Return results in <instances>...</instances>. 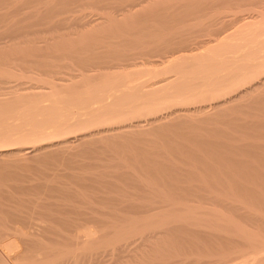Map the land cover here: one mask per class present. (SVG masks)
<instances>
[{
	"label": "bare ground",
	"instance_id": "1",
	"mask_svg": "<svg viewBox=\"0 0 264 264\" xmlns=\"http://www.w3.org/2000/svg\"><path fill=\"white\" fill-rule=\"evenodd\" d=\"M15 1L17 0H0V4L8 3V7H11L10 4ZM79 1L82 2V0ZM107 1L94 0L95 7L103 8L102 10L110 8ZM116 1L118 0H115V5L113 4L115 7L118 5ZM147 1L150 2V0H126L125 3L122 0L121 6H117L120 8L116 7V11L131 12ZM235 1L236 4L226 2V6L224 2H221V6L220 4L218 6L225 5L222 9L231 7L234 10L240 9V2L238 1L237 4V0ZM17 2L20 4L15 3L17 7H14L20 12L23 3L24 5L29 3L34 5L33 2H35L37 6L39 3H43L44 10L28 13H34L33 16H27L25 13L23 15L29 17L30 21L33 20L34 27L41 21L44 24L48 22V30L58 32L62 25L67 27L65 23L69 19L65 16L62 17V13L69 12L70 8L74 7V5L71 7L72 3H75L76 0H20ZM85 2L88 5L90 1L85 0ZM84 3L83 5H85ZM41 4H39L40 7H42ZM222 4L224 5L222 6ZM7 5L5 6L7 7ZM89 5L94 6L92 1ZM236 11V13L239 12ZM240 11L242 10L240 9ZM68 12L66 13L68 14ZM214 12L208 15L211 19L208 23L203 22L198 28L193 26L194 23L193 27L188 23V27H186L188 31H185L184 28L183 34L179 36H163L160 32L161 36H158L154 32L155 36L152 31V35L145 32L147 36L143 34L142 38L132 40L120 33L122 37L118 40L116 38L115 44L116 46L118 43L124 44V48L119 47L120 49L117 50L105 49L103 51L105 46L116 49L112 44L103 45L101 51L99 47L96 49L95 45H93V47L95 46L93 50L89 44L91 47L89 49L90 47L85 46L86 43H89L87 40L86 43L83 41L85 43L83 49L82 47L77 49L69 47V50L66 49L67 51L55 49L56 52H46L47 54H45V52H41L42 50L38 51L34 48L35 51H19L18 54L15 53L17 54L15 57H10L7 54L8 51L5 53L4 50L1 51L2 45H0V264H85L87 260L93 263L99 260L98 255L102 246L117 252L131 248L134 252L139 250L144 252L148 249V247L143 249L146 246L143 244L144 242L147 243V240L150 242V239H155V245L156 239L161 240L163 237L165 240L159 241V243L163 245L165 241V243L171 242L172 244L169 243V247L155 245V248L158 247L159 253L162 251V258L164 252H169L171 255L181 248L183 249L180 250L181 252L185 248L192 250L204 246L202 247L204 249L206 245H202L204 243L202 240H215L225 242L226 250L230 251L229 253L224 251L225 253L223 252L221 255L219 254L221 250L217 251L218 256L220 255L219 258L216 257L220 259L219 262L228 258L225 262L230 261L226 264H262L261 261H264V212L260 207L264 209V191L259 189V192L255 189L259 186L264 190V167H261L264 165V144L250 141L249 145L242 143L244 140L241 139H244L242 137L245 134L240 139V134L238 135L236 130L241 144L236 139L237 137H234L236 135L234 133H232V137H234L232 140L238 141L241 146L245 144L243 149L255 155L253 159L256 161L253 164L259 160L258 164L261 163V165L248 163L252 160L243 161L245 159L241 156L247 152L239 151V146H237L239 154L235 153V156L243 152L239 156L242 160L234 155L227 156L231 150L233 154L234 151L237 152L233 148L236 146L234 144L238 143L236 142L233 144L234 147H230L232 144L228 145L227 140L230 141L232 137L229 133L228 138V134L225 135V130L232 128L234 132V129H249L248 131L252 132L250 134L255 133L253 130L260 133L258 135L260 140L264 137L263 113L261 115V112H264V97L261 96L264 92V19L246 23L231 30L229 28L231 22L225 18L228 11L220 8ZM17 14L19 15V13ZM17 14L16 16H18ZM59 14L62 16H56ZM0 15V23H2L0 26L3 27L0 28V44L7 45L6 39L11 42L16 40L14 42L18 44L31 42L36 44L28 33L33 31L39 33L42 32L41 29L37 32L38 29L34 28L35 30H33V26H31V30L27 31L31 22H29L30 25L24 22L29 26L27 28L23 26L24 24L19 26L18 23H11L8 19L9 22H6L4 17L7 18L9 15ZM31 17L35 19H31ZM55 17L59 18L55 19ZM102 17L99 18L102 19ZM105 18L103 17V19ZM79 19H82L81 16ZM174 19L176 17L171 18L170 22ZM19 20L24 21V19ZM106 20L114 24L117 22L116 15L113 13L107 16ZM5 22L8 25L6 24L4 27L3 23L5 24ZM86 23V21L83 22L85 25ZM90 23L92 25L94 21ZM121 23L123 24V20ZM161 24L163 25V23ZM125 25L124 23L122 26ZM189 27L197 29L189 30ZM203 35H209L208 39H199ZM60 36L62 35H55L51 39L54 40L55 37L59 38ZM118 36L119 34L116 37ZM20 38L24 39L21 42L17 41ZM47 39L48 37L45 40L47 41ZM86 47L87 49H85ZM13 50L17 49L14 47ZM33 55L38 57L37 60L32 57ZM45 56L46 58L47 56L52 57L55 61L48 62L52 58L47 60ZM40 57L44 60H38ZM75 57L82 58L79 59L81 63H77L78 66L72 62L74 68L70 65L71 63L65 65L58 62L67 58L78 61ZM12 59L14 62L23 63V66L21 65L23 68L29 67V69L33 68L32 70L36 68L37 71H32L33 75L29 73L30 76L27 73L28 81L18 82L19 79L13 78H19L23 74L14 73V67L7 68V65L3 64ZM61 67H67L70 70H62ZM238 109H244L249 113L250 109H254V111L256 109L255 113L258 112L261 117L257 113L252 116L246 114L247 117L240 119L231 117V114ZM210 122L216 123L218 126H210ZM220 124L221 126H219ZM225 125L229 128H223ZM212 131L218 133L217 135L214 132V135H217L216 138L225 135L228 138L227 143L209 136L210 132L213 133ZM243 132L240 130V133ZM256 134H254L255 138H257ZM244 142H248V138ZM99 144L101 146L102 144L103 146L108 145L107 148L111 147L114 150V153H112L113 150L111 153L120 154L124 163L138 165L135 166L134 171L124 170L119 174L114 172L112 178L111 175H106L111 179L99 175L93 177L91 174H80V172H65V176L58 172L59 180L62 176L61 180L67 178L71 182L58 180L49 183L44 180V174L49 165L56 166L55 169L59 170L66 163L72 169H88L90 163L80 162L82 160L79 161L78 157L88 158L96 153L94 159L97 158ZM100 147L99 150H103ZM177 152H181L180 155L188 153L190 156L204 161L207 160L204 158L205 155L209 156V160L212 156L219 162L224 161L226 166H220L221 163L216 164L217 161L212 160L217 166L211 162L203 167L198 166V170H195L190 168L192 167L190 164L193 162L191 158H189L191 162L188 161V157L186 158L190 164L185 162L184 166L170 158L172 154L176 156ZM245 155L247 156V154ZM173 156L171 157L174 158ZM98 158L102 159V157ZM118 158L119 155L115 157L116 160ZM90 160L92 161V157ZM113 163L106 166L103 164L105 171L101 172V175L106 172L107 168L113 169L117 165V169L120 166V170L124 169H122L120 161L116 166ZM187 164L190 167H185ZM94 166H92L93 169L98 168V166ZM99 168L101 167L99 166ZM51 169L53 167H49L47 173L50 175L48 177L52 178L51 175H53L54 178V172L50 173ZM209 169L213 173H219V179H215L218 175L213 176L216 174L212 175L215 177L214 179L213 177L205 178L206 172L203 176L200 175ZM29 172L31 174H28ZM33 172L34 174L35 172L44 173V177L36 174L38 177L42 176V178L39 177V183L38 181L30 183L32 181L29 176H33ZM234 172L239 173L238 177L233 174ZM98 174L100 173L98 172ZM240 174L244 178L247 176L246 179L249 177L252 183L256 184L257 187L254 189L251 187L254 190L253 193L249 194L252 191L249 186L250 191L247 188H245L246 192L243 190L242 193L241 190L234 191V193L240 192V196L245 195L244 193L248 191L249 193L245 195L246 197L249 195L247 198L240 199L241 197H239L237 199L239 196L237 192L235 193L236 197H232V199L223 194L227 191L217 194L216 191H220L221 187H230V185L233 187L234 185V189L237 186L244 188V183L246 184L249 179H245L246 181L244 180L245 182L242 183L243 179H241L242 176L239 178ZM114 175L116 178L118 175V180L113 179ZM40 179L44 182L42 183ZM205 179H213L214 183L211 181L210 185L208 181L206 185H202L205 183ZM71 183L72 186H76V191L71 189L73 188ZM94 186L97 190L100 188L101 191L90 193ZM77 187L84 191L80 192ZM88 188H91L89 193L85 190ZM118 189L123 191L120 192ZM233 190H231L232 193L229 191L231 195ZM200 191L202 192L200 193ZM221 193L225 198L219 197L222 195ZM118 202H124V205L126 202L127 210H120L121 212L113 210L114 205ZM214 202L219 203L221 208L213 207ZM209 203L212 204L209 205ZM249 203L258 205L257 208L260 206L261 210H257L252 206L253 204ZM207 204L209 206H206ZM179 221L187 223L181 224ZM162 227L165 228L161 229ZM148 230L153 231L147 234ZM140 232L141 234L145 233L141 237L142 241L145 240L142 244L134 245L135 242H132V239ZM186 233H189V237L183 235ZM170 236L175 238L174 242L181 240H178L177 237L182 236V240L175 245L172 238L168 241L167 237ZM129 238L131 242H129ZM156 243L158 242L156 241ZM151 244L153 245L152 241ZM219 245H217L219 249L224 246ZM151 246H149L150 249H153L154 247ZM207 250L206 253L210 252L209 248ZM214 250L216 251V249ZM223 250H225L224 247ZM186 252L189 253L187 250ZM198 252L201 251L197 250ZM161 257L159 261H162ZM188 259L191 262V259ZM145 261L142 260V262ZM148 261L145 264L149 263ZM198 261L202 263V259L197 260V264H199ZM212 263L207 261L203 264Z\"/></svg>",
	"mask_w": 264,
	"mask_h": 264
},
{
	"label": "rangeland",
	"instance_id": "2",
	"mask_svg": "<svg viewBox=\"0 0 264 264\" xmlns=\"http://www.w3.org/2000/svg\"><path fill=\"white\" fill-rule=\"evenodd\" d=\"M17 1H20V0H17ZM17 1H15L13 4H10L11 5V7H8L9 6V4L8 3H4L5 5H7V7L3 4V3H1L0 4V14H2V15H4V16H7V15H9V17L7 16V18H5L4 17V19H6L5 21L6 22H11V23H18L19 24V26H21V24H24L23 26H25V27H29L28 25H25V23H27V24H29V22H31V25H30V27L28 28L29 30H27V31H30L31 29V26H33V20H31L30 21V19H29V17H25L24 15H23V13H25V14H27V16L28 15H35L34 13L33 14H28L29 12H37V10L39 11V10H44V4L42 3H39V4H41L42 5V7H40L39 6V4H38V6L40 7H38L36 4H35V2H33L34 3V5H31V3H29L28 5H30V6H28V5H24V3H23V5L21 6L22 8V10H21V12L19 11H17L16 9V7H17ZM47 1H49V0H47ZM75 1V0H74ZM84 1L85 0H82V2L81 1H79V0H76V4L73 2L72 3V5H71V7L74 5V7H72V8H70V11L68 12V11H66V12H68V14L66 13V12H64V13H66V14H64V13H62V15H56V16H59V17H67V18H69L68 20L70 21H66V23H65V25L67 26V27H64V25H62L60 28H62L60 31H59V29H58V32H56L55 30H53V31H49L48 30V26H49V23L48 22H45V23H47V24H44V23H42L43 21H41V23L39 22V21H36V22H39L38 23V25L36 26V27H32V29L33 30H35V29H38V30H36L37 32L41 29L42 30V32H39V33H34V31L31 33V32H27L29 35H30V37H31V39L33 38L34 40H35V42H36V44H33L32 42L31 43H20V44H18V43H16V42H14V41H16V40H14L13 42H11V41H9V43H7L8 41H7V39L5 40L6 41V44L7 45H4L3 46V44H0V45H2L3 47H4V49H3V47L1 46V48H2V50L1 51H3L4 53H5V51H8L7 52V54H9L8 56H16L17 54H18V52L19 51H29V52H31V51H35V50H37L38 49V51H40V50H42L41 52L43 53V52H45V54H47V53H49V52H56V50L57 51H59V50H62V51H67V50H69V47H70V49L73 47H75L76 49L77 48H81L82 47V49H83V46L85 45V43L87 42V40H88V42L89 43H86L87 45H85V46H88V47H90V46H92L93 47V45H95L97 48L96 49H99L100 51H101V49L103 48V45L105 46L106 44H112V46H114V47H116V49L115 48H110L109 47V45H108V47L109 48H107L106 46L104 47V50L103 51H105V49H107V50H112V49H114V50H117V49H120L119 47H122V48H124V44H117L118 46H116V44H115V39L117 38V40L118 39H121V37L122 36H124V37H128V38H132V40L134 39V40H136V38L137 39H140V38H142L143 37V34H145V36H147V34L149 35V34H151L152 35V31H153V35L155 34L154 32H156V34H158V36H161V35H163V36H179L180 34H183V32H184V30L186 29V27H188V23H189V25H193V23H194V25L193 26H196L197 28L199 27V26H201V24L203 23V22H207L208 23V21L209 20H211L209 17L210 16H208V15H210V14H213V13H215L214 11L217 9V10H219L220 8H221V10H224V11H228V12H226L227 13V15H226V20L227 21H229V22H231V24L229 25L230 27V29L231 30H233V29H236V28H238V26H242V25H244V24H246V23H252V22H258V21H261L262 19H264V18H262V16H264V0H237V4H238V1L240 2V5H241V10L242 11H240V9H235L234 10V8H225V9H222V8H224L225 7V5H226V2H229V3H232V2H234V3H232V4H236V1L235 0H231V2H230V0L228 1V0H150V2L149 1H147V2H143V4H141V5H139V6H137V8H134V10H132L131 12H119V10L118 11H116L118 8H120V6H121V4H122V0L120 1V0H118V1H116L117 3H118V5H120L119 7H117V9H116V7L114 6L115 4V0H108L107 1V5L109 4V6H110V8L108 7L107 9H105V10H102L103 8H98L97 6L95 7V4H94V0H86V1H90V2H88V5H89V3H91V1L93 2V5L94 6H90V5H92V4H90L89 6L88 5H86V3L87 2H85L84 3ZM96 1V0H95ZM125 1V3H126V0H124ZM215 1H217V2H215ZM78 2V3H77ZM111 2H112V6H111ZM212 2H213V4H212ZM221 2H224L225 3V5L224 4H222V6L223 7H220L221 6ZM16 3V4H15ZM83 3L85 4V5H83ZM106 3V2H105ZM124 3V2H123ZM124 3V4H125ZM192 3V4H191ZM215 3V4H214ZM18 4H20V3H18ZM80 4V5H79ZM114 4V5H113ZM220 4V6H218ZM77 5H79V6H77ZM83 5V6H82ZM200 5V6H199ZM2 6H3V9H2ZM12 6H13V8H15L14 10H13V8H12ZM14 6H16V7H14ZM25 6V7H24ZM35 6H37V7H35ZM77 6V7H76ZM204 6V7H203ZM209 6V7H208ZM216 6V7H215ZM227 6V5H226ZM23 7H24V9H23ZM33 7V8H32ZM112 7V8H111ZM218 7V8H217ZM220 7V8H219ZM28 8V9H27ZM174 8V9H173ZM216 8V9H215ZM250 8V9H249ZM8 9V10H7ZM9 9H12V10H9ZM36 9V10H35ZM73 9H74V11H73ZM110 9V10H109ZM188 9V10H187ZM194 9V10H193ZM228 9V10H227ZM233 9V10H232ZM249 9V10H248ZM9 12H7V11ZM115 10V11H114ZM187 10V11H186ZM203 10V11H202ZM236 10H238L239 12L238 13H236L237 11ZM10 11H12L11 13H10ZM15 11V12H14ZM24 11V12H23ZM28 11V12H27ZM191 11H193V12H191ZM213 13H212V12ZM257 11V12H256ZM4 12V13H3ZM6 12V13H5ZM76 14H75V13ZM205 12H207V13H205ZM217 12V11H216ZM242 12V13H241ZM252 12V13H251ZM14 13V14H13ZM17 13H19V15L17 14ZM71 13V14H70ZM115 14L116 15V20H117V22H115V24L113 23V22H109V20H106L107 19V16H109V15H111V14ZM123 13V14H122ZM158 13V14H157ZM171 13V14H170ZM200 13H201V15H200ZM209 13V14H208ZM11 14V15H10ZM16 14L18 15V16H16ZM72 14H74V15H72ZM106 14H107V16H106ZM169 14H170V16H172L171 18L173 19V18H175L176 17V19H174V20H172L171 22H170V20H171V18H170V16H169ZM174 16H173V15ZM177 14V15H176ZM206 14V15H205ZM236 14V15H235ZM14 15V16H13ZM22 15H23V17H25V18H23L22 17ZM77 15V16H76ZM86 15V16H85ZM164 15V16H163ZM166 15V16H165ZM179 15V16H178ZM196 15V16H195ZM205 15V16H204ZM1 16V15H0ZM80 16H81V18L82 19H79L80 18ZM106 17L105 19H103V17ZM152 16H154V17H152ZM156 16V17H155ZM198 16H200V17H198ZM3 17V16H2ZM18 17V18H17ZM59 17H55V19H57V18H59ZM77 17H78V20H79V22H77L78 20H77ZM99 17H102V19L101 18H99ZM159 17V18H158ZM169 17V18H168ZM185 17V18H184ZM192 17V19H190ZM195 17V18H194ZM196 17H197V19H196ZM255 17V18H254ZM256 17L259 19H257L256 20ZM11 18H12V20H11ZM96 18V19H95ZM97 18H99L98 19V21H97ZM156 18H157V20H156ZM212 18V17H211ZM242 18V19H241ZM3 19V20H4ZM9 21H8V20ZM19 19H24V21H21V20H19ZM31 19H35V18H32L31 17ZM93 20L94 21V24H92L91 25V23L90 22H92L93 23V21H90L89 22V20ZM153 19H155V20H153ZM230 19V20H229ZM239 19H240V21H239ZM101 20V21H100ZM122 20H123V24L121 23L122 22ZM144 20V21H143ZM163 20V21H162ZM165 20H167L166 21V25H165ZM178 20V21H177ZM188 20H189V22H188ZM193 20V21H192ZM198 20H199V22H198ZM246 20H248V21H246ZM249 20H250V22H249ZM81 21H83V22H87L86 23V25L85 24H83V22H81ZM146 21V22H145ZM161 21V22H160ZM175 21V22H174ZM182 21V22H181ZM186 21V22H185ZM191 21H192V23H191ZM5 22V24L3 23V26L5 27V25L7 24ZM23 22V23H22ZM25 22V23H24ZM35 22V21H34ZM96 22V23H95ZM118 22H119V24H118ZM171 23V25H170V23ZM178 22V23H177ZM245 22V23H244ZM75 23V24H74ZM112 23V24H111ZM124 23L126 24L125 26H122V25H124ZM161 23H163V25L161 24ZM169 23V24H168ZM196 23V24H195ZM0 24H2V23H0ZM10 24V23H9ZM35 24H37V23H35ZM44 24V25H43ZM70 24V25H69ZM88 24H90V25H88ZM118 24V25H117ZM121 24V25H120ZM8 25V24H7ZM85 25V26H84ZM145 25V26H144ZM177 25V26H176ZM234 25V26H233ZM2 26V25H1ZM0 26V28H3V27H1ZM18 26V25H17ZM116 26H118V27H116ZM122 28H121V27ZM151 26H154L153 28L151 27ZM184 26V27H183ZM192 26V27H193ZM24 27V28H25ZM40 27V28H39ZM70 27V28H69ZM141 27H142V29H141ZM152 29H151V28ZM158 27V28H157ZM168 27V28H167ZM192 27H189V30L190 29H197V28H192ZM35 28V29H34ZM124 28V29H123ZM139 28V29H138ZM157 28V29H156ZM182 28V29H181ZM185 28V29H184ZM45 29V30H44ZM173 29H175V30H173ZM25 30V29H24ZM148 30V31H147ZM156 30V31H155ZM160 30V31H159ZM166 30V31H165ZM170 30V31H169ZM179 30H181V31H179ZM140 31V32H139ZM158 31V32H157ZM168 31V32H167ZM185 31H188L187 29L185 30ZM53 32V33H52ZM64 32V33H63ZM67 34H66V33ZM147 34H146V33ZM159 32H160V34H159ZM165 32V33H164ZM173 34H172V33ZM180 32V33H179ZM120 33L122 34V36H120ZM170 33V34H169ZM38 34V35H37ZM62 35V36H60L59 38L57 37H55V39L53 40V39H51L52 37H54L55 35ZM65 34V35H64ZM119 34V36L118 37H116L117 35ZM129 34V35H128ZM135 34V35H134ZM156 34H155V36H156ZM169 34V35H168ZM28 35V36H29ZM54 35V36H53ZM134 35V36H133ZM130 36V37H129ZM209 37V35H203L201 38H199V39H204V38H206V39H204V40H207L208 39V37ZM48 37V39H47V41L45 40L46 38ZM120 37V38H119ZM24 38H20V40H18L17 39V41H19V42H21L22 40H23ZM50 39V40H49ZM58 39V40H57ZM44 40V41H43ZM100 40V41H99ZM49 41V42H48ZM85 43H84V42ZM94 41V42H93ZM3 42V41H2ZM70 42V43H69ZM82 42H83V44H82ZM92 42V43H91ZM112 42V43H111ZM62 43V44H61ZM82 45H80V44ZM9 44V45H8ZM17 44H18V47H20V49H18V47H17ZM32 44V45H31ZM68 44V45H67ZM79 44V45H78ZM89 44H90V46H89ZM92 44V45H91ZM72 45V46H71ZM74 45V46H73ZM120 45V46H119ZM29 46H30V48H29ZM35 46V47H34ZM45 46V47H44ZM49 46H50V48H49ZM84 46V47H85ZM94 46V47H95ZM101 46V47H100ZM14 47H15V49H17V50H13L14 49ZM27 47V48H26ZM67 47V48H66ZM94 47L92 48L93 50H94ZM99 47V48H98ZM22 48V49H21ZM33 48V49H32ZM34 48H35V50H34ZM40 48V49H39ZM72 48V49H73ZM48 49V50H47ZM56 49V50H55ZM64 49V50H63ZM67 49V50H66ZM85 49H87V47L85 48ZM89 49H91V47L89 48ZM95 49V50H96ZM12 52H11V51ZM47 50V51H46ZM50 50V51H49ZM54 50V51H53ZM13 51H14V54L15 53H17V54H13ZM38 51H36V52H38ZM83 51H85V50H83ZM102 51V52H103ZM40 52V53H41ZM47 52V53H46ZM11 53V54H10ZM33 58H35L36 60H37V56H35V55H33L32 56ZM42 57H40V59H38V60H40V61H43L42 59H41ZM45 58H46V56H45ZM48 58H52V57H49V56H47V60H48ZM69 58V57H68ZM65 59V60H61V62H60V60L58 61L59 63H64L65 65H67V64H70V65H72L73 66V68H74V64H76V66H78L77 65V63L78 64H80L81 62L79 61V59H81L82 57H75V59L77 58L78 59V61L77 60H73V59ZM50 60H52V61H50ZM48 62H54L55 60L52 58V59H50ZM68 60V61H67ZM72 60V61H71ZM70 61V62H69ZM45 62V61H44ZM69 62V63H68ZM74 64H73V63ZM3 63V62H2ZM2 63H1V65H2ZM4 64V66H6L7 65V68L8 67H14L12 70H13V72L14 73H17V74H23V75H21V77L19 76V78L17 77V78H13V79H15V80H18L19 79V81L18 82H22V80H23V82L25 81H28V78H27V76L29 75V73H31L30 75H33V72L32 71H37V69L35 68L34 70H32L33 68H31V69H29V67H25V68H23L22 66H23V63L22 64H20V63H18V62H14V60L12 59L10 62L8 61V62H4L3 63ZM13 64H14V66H13ZM63 64V65H64ZM22 65V66H21ZM3 65H2V67H4ZM16 66V67H15ZM71 66V67H72ZM36 67V66H35ZM66 68V69H65ZM77 68V67H76ZM11 69V68H10ZM60 69H62V70H70L69 68H67V67H61ZM21 71V72H20ZM27 73H28V75H27ZM24 74H26V76H24ZM34 74H36V73H34ZM29 75V76H30ZM25 77V78H24ZM27 79V80H26ZM261 96L262 97H264V92H262V94H261ZM236 111V113H234ZM234 112H233V114H231V117H238L239 119L240 118H245V117H247V115H253L254 113H255V111H256V109H255V111H254V109H250V113H251V111H253V113H249V111H245L244 109H238V110H235ZM257 111H259V110H257ZM261 111V110H260ZM243 113H244V115H243ZM257 114H259L258 112H256ZM255 113V114H256ZM262 113H263V115H264V112L262 111L261 112V115H262ZM235 114V115H234ZM247 114V115H246ZM256 114V115H257ZM238 115V116H237ZM262 115V118L264 117ZM258 116H260V114L258 115ZM261 117V116H260ZM250 118H252V117H250ZM212 122H210V126L211 125H215V126H218L216 123H212ZM223 125V124H222ZM219 126H221V124L219 125ZM226 126V125H225ZM225 126H223V128H229V127H225ZM234 129V128H233ZM230 130V131H229ZM238 131V135H239V137H240V139H241V137H242V135L243 134H245V135H247V136H245L244 135V137H242V138H244V139H241L242 141L244 140V141H246V139L248 138V142H242V143H246V144H248L249 145V143L250 142H252V143H261V144H264V137H262L263 139L262 140H260L261 138H259V136L258 135H260V133H257L256 131H254L253 130V133L254 134H256V137L257 138H255V135L254 134H250V133H252L251 131H248L249 129H234V132H233V130H232V128L230 129H228L227 131L225 130V135H227L228 136V138H229V135L232 137L233 136V134L232 133H234V134H236V132ZM240 130L243 132V131H245V132H243V133H240ZM236 131V132H235ZM213 133H209L210 135L209 136H213V138L215 139L216 138V136L218 135V133L217 132H215V131H212ZM214 132H215V134H217V135H214ZM230 133V134H229ZM212 134V135H211ZM234 135V137L239 141V143L241 142L240 140H239V137H238V135ZM225 135H220L219 136V138H216L215 140H218V141H225L226 143H227V141H228V145H231L230 147H232L233 146V144L234 143H238V141H233L234 139V137H230L231 138V140L229 141V139L227 138V137H225ZM254 135V136H253ZM215 136V137H214ZM254 138H253V137ZM246 138V139H245ZM249 138H250V140H249ZM259 138V139H258ZM228 139V140H227ZM233 139V140H232ZM235 139V140H236ZM227 140V141H226ZM250 141V142H249ZM234 144V145H236L235 146V148H233L234 150L236 149V151L237 152H235L234 151V154H233V151L231 150V153H230V151L227 153V156L228 155H231V157H232V155H234V157H239V156H241L242 154H243V152L245 151L243 148H244V145L245 144H243L242 146L240 145V144ZM251 144V143H250ZM100 145V144H99ZM105 145V144H104ZM101 146V145H100ZM100 146H98V148H97V158L98 157H102V159L101 158H98V160H96L97 158H95L94 159V155L96 154H93L91 157H92V161L90 162L89 161V159H91V157L89 156L88 158L87 157H78L79 159V161L80 160H82V161H80V162H83V161H87L88 163H90V164H88L90 167L87 169V168H84V169H82V168H80V169H72L69 165H67V163H66V165H63V166H61L60 167V170L59 169H55V168H57L56 166H48V170H49V167H53V169H51L50 170V173L52 172H54V178H53V175H51V177L52 178H50V177H48L50 174L49 173H47L48 172V170L47 171H45V179L44 180H47V182H49V183H54V182H57L58 180H59V173L61 172V174H64L65 176H66V174H65V172L66 173H74V172H80V174H86V175H93V177L94 176H96V175H99V176H101V177H105V178H109V179H111L112 178V175H113V173L115 172L116 174H119V172L120 171H124V170H133L134 171V168H135V166H137L135 163H134V165L133 164H131V163H127V162H125L124 163V161L122 160V158L120 157V154H118L117 152H116V154H112V153H114V150L110 147V148H107V146L105 145V146H103V144H102V146L104 147H102V149L103 150H99V147ZM237 146H239V151L241 150V151H243V152H241L240 153V155H237V156H235L237 153L239 154V152H238V150H237ZM101 147H100V149H101ZM109 147V146H108ZM234 147V146H233ZM107 148V149H106ZM241 148V149H240ZM110 149H111V151H110ZM112 150H113V152H112ZM106 151V152H105ZM102 152V153H101ZM112 152V153H111ZM245 152H247V151H245ZM244 152V153H245ZM103 153H106V154H103ZM107 153H108V155H107ZM180 153L181 152H177V153H175V154H177L176 156H178V157H176L175 155L173 156V154L171 155V156H173L174 158H172L171 156H170V158L171 159H174V160H176L177 162H175V163H177V164H179V165H182V166H184L183 165V163H187L188 161L189 162H191L192 160H193V162H191V166L192 167H190V165L189 164H187V166H185V167H190V168H193V169H195V170H198V166L199 167H203L205 164H209V163H211L212 162V160H214V161H217V160H215V159H213V157L211 156L210 157V160H209V156L208 155H205V156H207V157H205L204 156V158L205 159H207L206 161H208V162H206V161H204V160H202V159H199V158H196V157H194V156H190L188 153H186V154H182V155H180ZM236 153V154H235ZM99 154H102V155H99ZM245 154H247V156L245 155ZM245 154H243L244 156H246V158H244V156H241L243 159H245V160H243V161H245L246 162V160H247V162H248V160H252V161H250V162H248V163H250L251 164V162H252V164H253V162H255L256 161V159L254 160L253 158L255 157V155H253V154H251V153H249V152H247V153H245ZM103 155H105V156H103ZM110 155H112V156H110ZM114 155H116V156H114ZM118 155H119V158L116 160L115 159V157H118ZM180 155V156H179ZM185 155H189V156H185ZM106 156H108V157H106ZM185 156V157H184ZM107 159H106V158ZM114 157V158H113ZM188 157V161H187V158ZM230 157V156H229ZM250 157V158H249ZM82 158V159H81ZM111 158V159H110ZM113 158V159H112ZM121 158V159H120ZM189 158H191V161H190V159ZM240 158V157H239ZM242 158H240L239 160H242ZM186 159V160H185ZM194 159H195V161H194ZM199 160L200 162H198L197 160ZM99 160H103V161H99ZM122 160V161H121ZM173 160V161H174ZM107 161V162H106ZM121 162V165H122V169L123 170H120V163H119V169H117V166H116V164L118 163V162ZM109 162H111V163H113V165L114 166H116V168H114L113 167V169L112 168H107L106 169V172L103 174L102 173V175H101V172H103V171H105V170H103V168H104V166H103V164L106 166V165H112L111 163H109ZM122 162H123V164H124V166H128V167H124L123 166V164H122ZM102 163V164H101ZM127 163V164H126ZM186 163H185V165H186ZM194 165H193V164ZM200 163V165H198ZM215 164V162H212V164ZM218 163H221V165L220 166H226V163L224 162V161H222V162H219V161H217L216 162V164H218ZM222 163H223V165H222ZM259 163V160H258V162H256V164L254 163L253 165H261V163L260 164H258ZM102 166H101V165ZM130 164V165H129ZM215 164V165H216ZM93 165H95V166H98V168L96 167L95 169H93ZM77 166H79V165H77ZM94 166V167H95ZM99 166L101 167V168H99ZM132 166V167H131ZM217 166V165H216ZM70 167V168H69ZM80 167V166H79ZM261 167H264V165H261ZM93 170H92V169ZM131 168V169H130ZM55 169V170H54ZM105 169V168H104ZM264 169V168H263ZM53 170V171H52ZM59 170V171H58ZM111 170H114V171H111ZM119 170V171H118ZM33 171H35V170H33ZM97 171V172H96ZM108 171V172H107ZM137 171V170H136ZM201 171V170H200ZM30 172H32V171H30ZM28 173V174H31V173ZM59 172V173H58ZM93 172V173H92ZM98 172L100 173V174H98ZM118 172V173H117ZM138 172H140V171H138ZM205 172L207 173V174H209V175H207V174H205ZM51 173V174H52ZM114 173V174H115ZM210 173H212V174H210ZM33 174V176L31 175V176H29L30 177V181H32V182H30V183H35L34 181H38V183H39V177L40 178H42V176H43V174H38V173H36L35 172V174H34V172L32 173ZM42 175V176H37V175ZM46 174H48L47 175V177H46ZM59 174V175H58ZM95 174V175H94ZM203 174H205L204 175V177L205 178H212L213 176H217L216 178L215 177H213V179L215 178L216 180L217 179H219V173H213V171L212 170H206V171H204L202 174L200 173V175L201 176H203ZM213 174H216V175H213ZM224 174V173H223ZM233 174H235L237 177H238V174L239 173H237V172H234ZM106 175H111V178L110 177H106ZM211 175V176H210ZM213 175V176H212ZM240 176H242V178L240 177ZM34 177H35V179H34ZM38 177V178H37ZM44 177V176H43ZM61 177L62 176H60V180L59 181H64L65 182V180H68L66 177V179L64 180V178L61 180ZM224 177V176H223ZM226 177V176H225ZM246 177L247 176H245V178H244V176L243 175H239V178H241V179H243V181H241L242 183L243 182H245L247 179H249V177L246 179ZM46 178H49V179H46ZM227 178V177H226ZM32 179V180H31ZM37 179V180H36ZM50 179H52V180H50ZM100 179H102V178H100ZM113 179L115 180H118V175H117V178H116V175H114L113 176ZM112 179V180H113ZM213 179H211V180H204V182L205 183H203L202 185H206V183L208 182L209 184L210 183H214V181H212ZM228 179V178H227ZM246 179V180H245ZM40 180H42V179H40ZM44 180H42V183L44 182ZM48 180H50V181H48ZM115 180V181H116ZM245 180V181H244ZM62 181V182H63ZM69 181V180H68ZM67 181V182H68ZM212 181V182H211ZM248 181V182H247ZM246 181V184L244 183V188H241L240 186L238 187L237 186V188L236 189H234L233 187H234V185H233V187L230 185V187L231 188H233V189H229L227 186L226 187H221L222 189V191L220 190V191H216L217 192V194L219 193V192H225V191H227L226 193H223V194H225V196L227 195L229 198H231L232 199V197L233 198H235L236 197V192H237V194L239 195L238 197H237V199H239V197H241L240 199H242V198H247L249 195H247V197L245 196L247 193H249L248 191H250L249 190V186H250V189H251V187H253L252 189H254V187H257L256 186V184H253L252 183V181H251V179H249V180H247ZM46 182V183H47ZM69 182H71V181H69ZM208 185V184H207ZM211 185V184H210ZM252 185H254V186H252ZM71 186H72V183H71ZM73 188H71L72 190H74V191H76V186H72ZM98 188H99V186H97ZM78 188V187H77ZM128 188H130V189H132L131 187H128ZM229 189V190H227V189ZM245 188H247L248 189V191H247V193H244L245 195H243L242 194V196H240V192L242 193V192H246V189ZM79 189V188H78ZM92 191L90 192V190H91V188H88V189H85L86 190V192H90V193H98L99 191H101L100 190V188L97 190L96 189V186H94V187H92ZM129 189V190H130ZM218 189H220V188H218ZM251 189V190H252ZM259 189H261V191H264V190H262L263 188H259V186H258V188H256L255 189V191H258ZM80 190V192H83L84 191V189H79ZM231 190H233V194L231 195ZM235 190H241L240 192H238V191H236L235 193H234V191ZM244 190V191H243ZM118 191H120V192H122L123 190H121V189H118ZM214 191V193H215V195L217 196V194H216V192ZM231 193H230V192ZM253 191L254 190H252V191H250V193L249 194H251V192L253 193ZM202 191H200V193H201ZM204 192V191H203ZM259 192H260V190H259ZM220 194V193H219ZM222 194V193H221ZM223 194L220 196L219 195V197H223V198H225L224 196H223ZM36 197V195H33V197ZM245 196V197H244ZM122 203V204H121ZM118 202V204H116V205H114L115 207L113 208V210H117V211H119V212H121V211H125V210H127V203L125 202V204L126 205H124V202ZM206 204V203H205ZM212 203H209V205H211ZM219 203H215L214 202V205L212 204V206L214 207H217V208H221V205L219 204ZM250 205H252V206H254L257 210H261L262 209V211L264 212V209L262 208V207H260L261 209H259V207L257 208V206L258 205H254V203H249ZM123 205V206H122ZM208 204L206 205V206H209ZM218 205V206H217ZM117 207V208H116ZM224 209V208H223ZM121 210V211H120ZM129 210V209H128ZM116 211V212H117ZM129 211H131V210H129ZM242 211H243V209H242ZM240 212H241V210H240ZM259 212H261V211H259ZM186 222V221H185ZM185 222H183L182 223V221L180 222L179 221V223H181V224H184ZM178 223V222H177ZM187 223V222H186ZM177 225V224H176ZM178 225H180V224H178ZM165 228V227H164ZM163 227L161 228V229H164ZM155 230H159L160 228H154ZM160 229V230H161ZM202 229H204V230H207V229H205V228H202ZM151 231H153V230H148L146 233L147 234H149V232H151ZM137 234H138V236H137ZM136 234V236L134 237V239H132L131 237V239H132V242L134 241L135 243H134V245H136V244H142L143 242H144V238L146 237V235L144 236V240L142 241V238L141 237H143L142 236V234L144 235L145 233L144 232H142V234H141V232L140 233H137ZM139 234H141V235H139ZM153 234V233H152ZM189 233H186V234H183L184 236H186V237H189V235H188ZM182 235V236H183ZM182 236L181 237H177V238H179L178 240H182ZM183 236V237H184ZM190 236H192V235H190ZM129 238V239H130ZM141 238V239H140ZM168 238V241L170 240V238H172V236H170V237H167ZM166 238V239H167ZM129 239H127V241H129ZM131 239H130V241L129 242H131ZM173 239V238H172ZM172 239H171V241H172ZM175 239V238H174ZM173 239V242L174 241H176V240H174ZM138 240H139V242H138ZM152 242H153V247L150 245V242H148L149 240H147V243L146 242H144L143 244H145L146 246L145 247H143V249L145 248H147L148 247V249H146V250H144V252L143 251H138V252H134V251H132L131 249H129V250H123V251H112V250H109V248L108 247H105V248H103V246L102 247H100V254L98 255V257H99V260H97V261H95V262H93V263H91L89 260H87V262L85 263V264H145V262H147L148 260H150V261H148L149 263H147V264H168L169 262V264H197L196 262H197V260H199V259H202V263L200 262V261H198L199 262V264H203V263H206L207 261H208V263L211 261V263L212 262H214V263H212V264H226V263H228L230 260H227V262H225V260L226 259H228V258H226L225 260L224 259H222V262H219L220 261V259H217L216 257H220V255H221V253H223L224 251L226 252V253H229L230 251L229 250H226V245H225V242H220V241H215V240H202V241H204V243H202V245H206L205 246V248L208 246V248L210 249V252H207L206 253V250L208 249V248H202V247H204V246H201L200 248H197V249H195V248H193L192 250H194L195 251V253H194V251H192V250H190L189 248H185V252L184 251H180V250H183L182 248L180 249V250H178V252L177 251H174V254L173 253H171V255H169V252H167V253H165L164 252V254H163V258L161 257L162 256V251L159 253L158 251H159V249H157L158 247H163V245H166V246H168V244L170 243V244H172L171 242H169V243H165V241L163 242L164 244L162 245V243H159V241L160 242H162L163 240H165V238L163 237V238H161V240L160 239H156V241L158 242V243H156V241H155V245L156 244H160V246H158V245H156V246H158V247H156L155 248V245H154V240L155 239H150ZM181 240L180 241H177L178 243H180L181 242ZM126 241V242H127ZM167 241V240H166ZM206 241H208V242H206ZM212 241H214L215 243H213ZM177 242H174V244L175 245H177ZM209 242H211V243H209ZM125 243V242H124ZM212 243H213V247H212ZM221 244V245H219V244ZM149 244V245H148ZM211 245V247H210V245ZM133 244H132V246H134ZM162 245V246H161ZM175 245H170V246H175ZM214 245H215V248H214ZM217 245H219V246H223L224 248H225V250H223V247H220V249L219 248H217ZM149 246H151L153 249H150V247ZM218 246V247H219ZM135 247V246H134ZM169 247V246H168ZM106 248H108V250H106ZM212 248H214V249H216V251L214 250V249H212ZM222 248V249H221ZM157 249V250H156ZM162 250V249H161ZM186 250L189 252V253H187L186 252ZM197 250L199 251H201L202 252V250H203V252H202V254H201V252H198L197 253ZM205 250V251H204ZM220 250H221V252H220ZM223 250V251H222ZM192 251V252H191ZM208 251V250H207ZM212 251H214V253H212ZM217 251H219L218 253L220 254L219 256H218V254H217ZM112 252V253H111ZM181 252V253H180ZM191 252V253H190ZM224 252V253H225ZM177 253H178V255H177ZM185 253H187V254H185ZM209 253V255H207ZM210 253H212V254H210ZM166 254H167V256H166ZM214 254V255H213ZM104 256V257H103ZM172 256V257H171ZM232 256V255H231ZM160 257L162 258L161 260L162 261H159V259H160ZM169 257V258H168ZM171 257V258H170ZM177 257V258H176ZM201 257V258H200ZM204 257H205V259H204ZM209 257V258H208ZM210 257H215V259H213V258H210ZM233 257H235V255H233ZM232 257V258H233ZM147 258H148V260H147ZM158 258V259H157ZM167 258V259H166ZM174 258H176L175 260H174ZM188 258H190L191 259V262H189V259ZM197 258H199V259H197ZM211 259V260H208V259ZM134 259V260H133ZM170 259H172V260H170ZM181 259V260H180ZM192 259H193V261L196 259V261H192ZM204 259V260H203ZM217 260V261H213V260ZM142 260L143 261H145V262H142ZM153 260V261H152ZM187 260V261H186ZM219 260V261H218ZM224 260V261H223ZM137 261V262H136ZM179 261H181V262H179ZM204 261V262H203ZM261 263L262 264H264V261H261ZM231 264V263H230ZM258 264V263H257ZM260 264V263H259Z\"/></svg>",
	"mask_w": 264,
	"mask_h": 264
}]
</instances>
